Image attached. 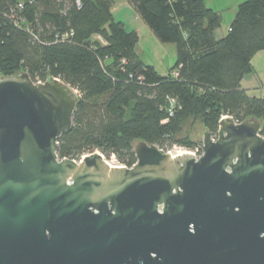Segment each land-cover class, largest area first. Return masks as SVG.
<instances>
[{
	"label": "water",
	"instance_id": "water-1",
	"mask_svg": "<svg viewBox=\"0 0 264 264\" xmlns=\"http://www.w3.org/2000/svg\"><path fill=\"white\" fill-rule=\"evenodd\" d=\"M73 89L0 75V264H264V135L203 128L202 153L143 140L135 162L59 158Z\"/></svg>",
	"mask_w": 264,
	"mask_h": 264
},
{
	"label": "trees",
	"instance_id": "trees-1",
	"mask_svg": "<svg viewBox=\"0 0 264 264\" xmlns=\"http://www.w3.org/2000/svg\"><path fill=\"white\" fill-rule=\"evenodd\" d=\"M126 1L160 42L175 44L165 75L136 53L138 35L114 18L112 0H0V75L26 71L33 82L58 79L77 92L59 158L98 149L131 166L135 139L193 147L176 139L187 118L211 135L222 116L255 118L264 135V98L240 85L264 51V0L239 3L221 38L220 14L204 0Z\"/></svg>",
	"mask_w": 264,
	"mask_h": 264
},
{
	"label": "rangeland",
	"instance_id": "rangeland-1",
	"mask_svg": "<svg viewBox=\"0 0 264 264\" xmlns=\"http://www.w3.org/2000/svg\"><path fill=\"white\" fill-rule=\"evenodd\" d=\"M244 0H204L205 5L212 10H217L218 14H220V26L215 31V37L221 38L227 33L229 28V24L236 12L237 5ZM142 34V40L137 45L136 52L138 55L144 59L145 62L151 64L155 67L156 71L159 74H166L168 70L171 68L175 61L176 57V46L173 43H162L158 42L157 45L147 40V38L143 35V31L140 30ZM255 67H257V74H253L254 76H250L246 78L245 82L249 83L248 87V94L254 95L256 97H263L264 98V61L261 59L255 63ZM39 82V81H38ZM76 95L77 92L74 91ZM203 125L201 124V120L199 118H187L181 122V126L179 132L176 134V139L178 140H186L188 139L190 142L193 143V147H186L183 145L173 144L168 147L166 150L175 153L180 150H188L193 151L196 146L202 143L203 139ZM205 130V129H204ZM212 136V135H211ZM138 140L135 139L132 141V147L134 148V142ZM140 140V139H139ZM215 140V139H213ZM94 151L101 153L100 150L95 149ZM93 151V152H94ZM89 154V153H85ZM83 154V155H85ZM106 160H109V155L106 156L105 154L101 153ZM82 155L80 156V158ZM116 157V156H115ZM79 158V159H80ZM78 160V159H76ZM120 164L124 165L123 163L119 162ZM125 166V165H124Z\"/></svg>",
	"mask_w": 264,
	"mask_h": 264
},
{
	"label": "crops",
	"instance_id": "crops-1",
	"mask_svg": "<svg viewBox=\"0 0 264 264\" xmlns=\"http://www.w3.org/2000/svg\"><path fill=\"white\" fill-rule=\"evenodd\" d=\"M112 1L113 2L111 5V11L113 13L114 18L121 21L126 30L128 31L134 30L138 35V42L136 43L135 48L137 47L139 42L142 40V34L140 30L143 31V35L147 38V40H150V42L155 45L158 44L159 42L158 39L154 36L152 31L146 26V24L140 18L138 13L134 10V8L126 0H112ZM214 11L218 12L215 9ZM261 59L264 61V51H259L256 54H254V56L250 60L251 72H249L248 74H245L240 81L241 87L245 89L247 93L249 90L248 87H253V86L252 85L249 86V83L245 82L246 78L248 77V80H249V78L257 74L258 70H257V67H255V63H257V61ZM161 75H165V74H161Z\"/></svg>",
	"mask_w": 264,
	"mask_h": 264
},
{
	"label": "built area",
	"instance_id": "built-area-1",
	"mask_svg": "<svg viewBox=\"0 0 264 264\" xmlns=\"http://www.w3.org/2000/svg\"><path fill=\"white\" fill-rule=\"evenodd\" d=\"M222 117H226V116H222ZM234 122H236V121H234ZM236 123H238V122H236ZM211 137H212V139H216L217 134L216 135H212ZM189 152L193 153L194 157H198L202 153V146L198 145V146L195 147V149L193 151H189ZM109 156H110L109 160H106L105 157L102 155V157L106 160V162L109 165H111V166H124V165L119 163V161L116 159L114 153H111Z\"/></svg>",
	"mask_w": 264,
	"mask_h": 264
},
{
	"label": "bare ground",
	"instance_id": "bare-ground-1",
	"mask_svg": "<svg viewBox=\"0 0 264 264\" xmlns=\"http://www.w3.org/2000/svg\"><path fill=\"white\" fill-rule=\"evenodd\" d=\"M170 154H171V156L172 155H177V154H180V153H190L188 150H180V151H177V152H175V153H171V152H169Z\"/></svg>",
	"mask_w": 264,
	"mask_h": 264
}]
</instances>
